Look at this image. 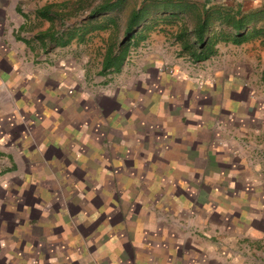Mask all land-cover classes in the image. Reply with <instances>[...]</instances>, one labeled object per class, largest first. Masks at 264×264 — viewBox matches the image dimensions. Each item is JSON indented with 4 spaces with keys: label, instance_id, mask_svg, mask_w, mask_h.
Instances as JSON below:
<instances>
[{
    "label": "crops",
    "instance_id": "1",
    "mask_svg": "<svg viewBox=\"0 0 264 264\" xmlns=\"http://www.w3.org/2000/svg\"><path fill=\"white\" fill-rule=\"evenodd\" d=\"M31 2L32 8L26 0H0V45L7 50L21 47L18 38L31 46L21 36L27 33L41 50L36 35L55 27L56 20L42 19L35 10L56 3ZM156 27L155 32L168 29L164 23ZM152 31L140 59L143 73L132 75L134 84L126 88L120 69L122 85L113 95L99 96L102 104H116L138 88L147 91L143 109L132 105L110 126L140 137L138 144L130 139L132 152L122 154L115 132H109L114 151L105 153L94 140L104 135L102 128L81 123L78 129L56 115L39 119L34 142L24 149L29 169L18 177L20 188L36 199L24 204L26 216L1 239L9 264L14 257L16 264H263L264 170L248 168V157L257 156L256 134L264 131V37L217 41L212 54L192 63L174 40L177 28L170 34L173 44L165 46ZM10 53L2 61L8 71L17 61ZM35 62L32 56L23 60L29 68L20 74V85L39 74ZM140 113L159 121L155 129L164 133L141 127ZM81 129L86 136L78 142L88 149L76 155L70 142ZM238 241L249 245L237 251ZM250 245L255 254L235 259V252L243 255Z\"/></svg>",
    "mask_w": 264,
    "mask_h": 264
},
{
    "label": "rangeland",
    "instance_id": "2",
    "mask_svg": "<svg viewBox=\"0 0 264 264\" xmlns=\"http://www.w3.org/2000/svg\"><path fill=\"white\" fill-rule=\"evenodd\" d=\"M28 1L31 2L32 0H26L28 7L32 8V2L29 3ZM100 1L102 0H51V2L57 4V9H60V13H62V18L56 21L55 27L51 24L52 28L59 32L74 31V29L76 30L80 26L89 27L91 24L108 21L103 29L91 30L86 34L84 33L81 39L75 36L71 42L63 46H41V50H39V46L34 43L32 38L33 33H27L21 36L28 39L31 46L25 44V47H23L22 41L19 38L18 41L21 47H15L14 45L7 50L2 44L0 45V246L2 243L1 239L6 236L8 237L7 229L10 225H13V222L22 217L24 204H30L36 199V196L33 197L20 188L22 183L18 177L23 173V169H29V165H27L28 161L25 158L28 153L24 149L28 146V141L32 142L34 140L33 138L36 131H38L37 125L40 124V120H43L44 117V119L49 120L56 115V121L60 118V121H65V125L73 124L78 129L81 128V123L85 127H89V125L94 128L98 127L99 132H101L102 128V134L104 135L98 136L94 140L98 143L101 141L100 149L105 153L114 151L115 147L112 146L113 142L110 139V133L115 132L124 144L122 147L124 152L122 154L132 152V146L128 145L131 143L130 139L133 144H138L140 137L134 135V137L129 138L128 135L120 133L119 130H113L110 126H112L114 116L118 115V113L130 111L132 105L137 106L133 108L135 111L140 110V108L143 109L147 103V91L143 88H138L133 93L122 95V99L116 104H113V100L107 101L106 99L102 104L99 101V96L113 95L117 91L116 87L122 84H125L126 88L132 86L134 83L129 81L132 75L143 73L141 66L144 62L140 59L143 57L146 45H149L152 30L155 35L160 36L158 43L165 46L170 43L173 44V41L170 40L172 39L170 34L174 28H178L181 24L190 26L191 23L189 16H181L182 19L179 17L180 19L176 20V23L172 25L167 24L168 29L166 28L164 31L166 34L164 32L161 33V31L155 32L154 29L157 28L155 27L150 32H145L146 39L139 40L135 45H130L120 67L122 69L120 73H124L127 77L125 80L127 81L124 83L121 81V84L118 80L120 73L106 71L103 74H98L100 63L107 45L111 41L117 42L122 38L126 15L133 5L139 4L140 0H122L121 6L115 10L89 17V9ZM190 1H194L196 4L202 3L201 0ZM211 1L205 7H213L212 5H214L213 2L215 1L218 4L239 6L242 8V11L247 9H249L248 11H255L256 17L247 25V29L251 27L257 28L264 24V0ZM43 2L45 0H34L35 5H42ZM154 18L157 19L156 22L158 23L159 17L157 16L156 18L154 16ZM30 24L32 25V22ZM40 26L43 27L44 23L40 24ZM214 28L226 29L228 27L215 23L212 25V30ZM80 30L77 29L75 34L79 35V32L81 33ZM18 37H20L19 34ZM171 48H169V53L176 54V50H172ZM10 50L15 51V59L17 61H14V66L11 65L8 71L9 65H2V61L4 58L8 59L11 56ZM30 56L35 58V64H39L35 67L40 72L34 78L32 77V80H28L25 85H20L19 82L22 83L24 81L23 78H20L22 77L20 74L24 71L23 69L29 68V66L23 65V60H27ZM184 60L193 63L187 57ZM124 63L126 65L125 70L123 69ZM7 85L11 86L13 92L6 90ZM132 89H136V87ZM99 104H102V106ZM113 106L115 109H113ZM58 114L59 117L57 116ZM138 115V123L141 124V127L147 130L151 129L152 131L157 130L154 125L159 121H153L152 118L144 117L145 114L140 113ZM100 117H102L103 121ZM157 131L164 133L160 130ZM85 136L86 130L83 131L82 129L81 132L72 136L70 142L71 152L75 151L76 155L87 152L88 145L78 142L84 139ZM101 138H104V140L102 141ZM256 141L254 148H256L257 156L252 155V159L248 157L250 158L248 168L255 172L258 171L259 167L264 170L263 161L261 162V159L264 160V131L256 134ZM41 162L43 163H40V166H44L46 160H42ZM73 165L75 164L73 163ZM73 165L71 169H75ZM26 209L28 210V208ZM29 212L31 213V209ZM25 216L26 214L23 213V217ZM241 244L245 247L249 245V243L238 241L235 243V250L238 251L237 248H240ZM248 247V252L244 251L243 255L235 252V259L239 260L240 257H250V255H253V252L254 254L256 253V251H252V245ZM262 255L263 257L259 255V258H262V263L264 264V251ZM256 258L258 257L256 256ZM10 260L9 257L8 260L3 257L0 247V264H3V262L4 264H9ZM16 262L17 258L14 257V263L16 264Z\"/></svg>",
    "mask_w": 264,
    "mask_h": 264
},
{
    "label": "trees",
    "instance_id": "3",
    "mask_svg": "<svg viewBox=\"0 0 264 264\" xmlns=\"http://www.w3.org/2000/svg\"><path fill=\"white\" fill-rule=\"evenodd\" d=\"M201 2L196 4L190 0H140L139 4L133 5L126 15L122 38L117 42L111 41L107 45L98 74H103L106 71L118 72L130 45H135L139 40L144 39L145 32H149L158 24L172 25L181 16H189L191 23L190 26L181 24L174 34V40L180 43L182 51L192 61L207 58L214 52L213 46L217 41L239 43L257 36L264 37V25L259 28L247 29V25L256 17L255 11L242 12L239 6L218 4L215 1L213 7L207 8L205 5L212 1L201 0ZM121 4L122 0H102L89 9L88 16L94 17L115 10ZM35 14L42 19L51 21L53 19L59 21L62 18L57 4L55 7L49 4L43 5L35 10ZM154 16L159 17L158 23ZM109 21L111 22V20ZM107 22L91 24L89 27L80 26L74 31L66 32H59L50 26L39 32L36 38L40 40L42 46H63L75 36L81 39L84 33L103 29ZM215 23L225 25L231 29V32L222 28L212 30V25ZM77 29H81L79 35L75 34ZM43 40L46 41V45Z\"/></svg>",
    "mask_w": 264,
    "mask_h": 264
}]
</instances>
